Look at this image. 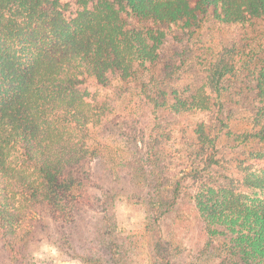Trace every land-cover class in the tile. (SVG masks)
Listing matches in <instances>:
<instances>
[{"label":"trees","instance_id":"1","mask_svg":"<svg viewBox=\"0 0 264 264\" xmlns=\"http://www.w3.org/2000/svg\"><path fill=\"white\" fill-rule=\"evenodd\" d=\"M211 7L227 24H264V0H0V240L12 263L25 262L26 228L39 204L63 228L92 209L86 182L74 170L104 158L97 131L109 106L98 105L86 87H107L115 74L124 81L138 78L157 60L164 40L163 32L143 30L134 21L198 26ZM235 73L233 62L215 67L211 88L217 100L223 78ZM250 140L264 143V127L239 141ZM149 160L157 166V158ZM163 170L145 202L154 256L170 264L175 250L162 235L161 220L177 205L181 182L202 174L194 168L169 188ZM244 170L243 190L239 181L238 188L202 187L197 206L209 233L228 230L243 258L264 264V162ZM225 245L216 248L222 264H236L232 254H222ZM117 248L111 245L114 258Z\"/></svg>","mask_w":264,"mask_h":264},{"label":"rangeland","instance_id":"2","mask_svg":"<svg viewBox=\"0 0 264 264\" xmlns=\"http://www.w3.org/2000/svg\"><path fill=\"white\" fill-rule=\"evenodd\" d=\"M213 9L199 16L198 26L134 21L143 30L163 32L164 40L157 60L138 78L124 81L115 74L107 87H86L98 105L109 106L97 131L104 158L74 170L86 182L92 209L63 228L39 204L28 220L24 264H162L154 256L145 197L158 170L164 169L172 188L194 168L201 177L181 182L177 205L161 220L162 235L175 250L170 264H222L220 244L236 264H256L243 258L228 230L209 233L197 206L202 187L238 188L239 181L243 190L244 166L264 162V143L239 141L264 127V24H227ZM232 62L237 73L223 78L217 100L213 70ZM112 244L118 246L115 258ZM0 264H15L1 240Z\"/></svg>","mask_w":264,"mask_h":264}]
</instances>
